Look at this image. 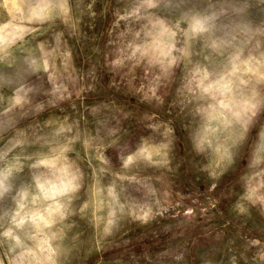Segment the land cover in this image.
<instances>
[{"label":"rangeland","instance_id":"374dc122","mask_svg":"<svg viewBox=\"0 0 264 264\" xmlns=\"http://www.w3.org/2000/svg\"><path fill=\"white\" fill-rule=\"evenodd\" d=\"M0 264H264V0H0Z\"/></svg>","mask_w":264,"mask_h":264}]
</instances>
